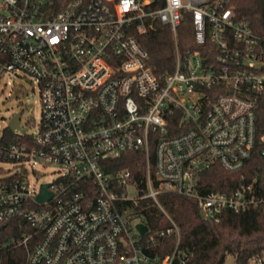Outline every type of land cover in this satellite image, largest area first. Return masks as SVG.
Listing matches in <instances>:
<instances>
[{
  "label": "built area",
  "instance_id": "1",
  "mask_svg": "<svg viewBox=\"0 0 264 264\" xmlns=\"http://www.w3.org/2000/svg\"><path fill=\"white\" fill-rule=\"evenodd\" d=\"M151 3L0 0V81L34 78L41 102L35 133L19 122L0 133V228L15 221L25 264H184L163 194L194 200L210 223L264 210V45L220 0ZM185 18L194 47L181 49ZM155 23L172 37L164 73L137 37ZM255 151L262 161L232 190L202 192L206 171L240 172ZM128 153L141 161L115 170ZM34 166L52 167L55 179L32 183ZM44 185L50 197L38 202ZM146 200L168 229L150 234L138 209ZM171 234L176 244L160 256L157 243Z\"/></svg>",
  "mask_w": 264,
  "mask_h": 264
},
{
  "label": "trees",
  "instance_id": "2",
  "mask_svg": "<svg viewBox=\"0 0 264 264\" xmlns=\"http://www.w3.org/2000/svg\"><path fill=\"white\" fill-rule=\"evenodd\" d=\"M66 1L57 0V6ZM220 1L225 8L233 10L235 19L248 23L264 45V0ZM163 5L164 0H152L150 8L159 9ZM137 37L157 73L172 69L173 45L167 26L155 23L153 30ZM178 38L181 49L194 47L188 18L178 28ZM140 161L138 154L128 153L112 162L111 166L115 170L135 168ZM261 161L255 151L245 169L240 172H227L218 165L212 167L202 175V192L232 190L238 184L239 176L245 170L258 167ZM158 200L178 228V247L186 253L184 264H224L227 255L233 256L236 264H250L253 259L264 257V210L261 207L239 214L225 212L218 222L210 223L201 218L197 204L192 199L163 194ZM138 209L151 235L169 228L168 219L151 200L142 202ZM20 233L15 221L0 230V264H25L26 252L17 244ZM157 244L158 254L164 256L174 248L176 237L174 234L166 235Z\"/></svg>",
  "mask_w": 264,
  "mask_h": 264
},
{
  "label": "rangeland",
  "instance_id": "3",
  "mask_svg": "<svg viewBox=\"0 0 264 264\" xmlns=\"http://www.w3.org/2000/svg\"><path fill=\"white\" fill-rule=\"evenodd\" d=\"M20 113V127L29 133L38 128L41 113L40 94L34 78L24 74L10 73L0 81V133L9 123L10 118ZM35 176H29L36 185L50 183L55 179L52 167L34 166ZM264 255V252H263ZM262 255V256H263ZM224 264H236L235 258L227 255ZM250 264H258L250 262Z\"/></svg>",
  "mask_w": 264,
  "mask_h": 264
},
{
  "label": "water",
  "instance_id": "4",
  "mask_svg": "<svg viewBox=\"0 0 264 264\" xmlns=\"http://www.w3.org/2000/svg\"><path fill=\"white\" fill-rule=\"evenodd\" d=\"M20 115H21L20 113H17V114H15V115L10 119V121H9V123H8L7 126H8V128H9L11 131H13V130H15V129H19L18 122H19ZM45 188H46L45 185L41 187V193H40V195L37 197V201H38V202H42V201H44V200H46V199H48V198L50 197L49 195H47V194L45 193ZM137 229H138V231H139L141 234H145V233L147 232V228H146V226L143 225V224H138V225H137ZM0 230H1V228H0Z\"/></svg>",
  "mask_w": 264,
  "mask_h": 264
}]
</instances>
